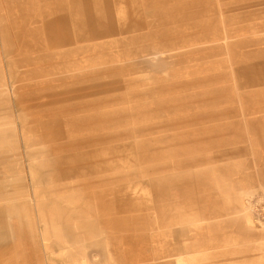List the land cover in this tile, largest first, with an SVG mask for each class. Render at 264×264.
<instances>
[{"label":"rangeland","instance_id":"1","mask_svg":"<svg viewBox=\"0 0 264 264\" xmlns=\"http://www.w3.org/2000/svg\"><path fill=\"white\" fill-rule=\"evenodd\" d=\"M22 1H0V60L15 73H5V82L0 77V237H6L0 264H47L25 171V137L16 125L18 118L29 121L37 105L72 119L96 108L99 137L116 138L120 185L133 181L137 205V226L123 220V234L171 237L162 241L172 247L156 257L160 250L151 247L158 241L145 240L149 258L139 264L264 257V226L248 206L257 193L264 200V0H126L119 16L154 20L131 33L138 39L124 34L111 45L118 36L109 35L43 52L10 39L33 30L35 18L24 15ZM75 2L87 9V0ZM93 43L97 49L85 51ZM64 49L74 53L71 68L47 69L59 60L41 59L43 53ZM54 77L58 88L49 90ZM31 91L42 98L19 97ZM175 176L184 185L179 206L168 198ZM233 227L250 236L248 245L234 248L240 239L226 232Z\"/></svg>","mask_w":264,"mask_h":264},{"label":"crops","instance_id":"2","mask_svg":"<svg viewBox=\"0 0 264 264\" xmlns=\"http://www.w3.org/2000/svg\"><path fill=\"white\" fill-rule=\"evenodd\" d=\"M29 32L32 39H42L36 36V31ZM23 33L25 32L13 33L15 37L10 39L22 40L20 35ZM6 35L8 37L9 34ZM9 69L7 66L6 74L11 78L14 70L11 69L10 72ZM31 94L19 97L42 98L33 95L32 91ZM12 99L13 97L4 98ZM40 107L42 106H35L34 115L27 118L30 123L17 116L16 125L25 137L24 157H29L25 171L30 177L32 205L34 215L39 217L47 264H139L149 258V252L146 253L145 249L149 251L150 243L144 242L151 238L158 241L151 250H160L151 256L156 257L171 248V241H162L171 240L170 236L150 238L146 234L131 231L123 234V220L125 226L129 225L130 228L138 223L137 205L134 197L130 196L135 186L133 181L131 184L120 185L122 176L118 170L116 138L99 137L98 114L92 112L96 108L85 111L90 113L81 111L72 119L67 115L61 116V113L57 117L50 110ZM56 129L59 130L60 137L53 135ZM34 135L37 139H34ZM129 176L133 180V175ZM129 176L127 175L126 180ZM126 180L123 176V181ZM169 185V201L175 200L179 206V202L183 203L184 185L178 176L169 180ZM126 192L129 195L124 199L121 193ZM183 207L184 204L178 210L182 219ZM41 214L47 218L42 219ZM176 232L178 235L174 236V240L176 237L181 238L180 230ZM226 232L227 235L240 239V244H234L235 249L250 242V236L244 231H238L236 227ZM244 255L240 259H230L227 263L264 264V257Z\"/></svg>","mask_w":264,"mask_h":264},{"label":"bare ground","instance_id":"3","mask_svg":"<svg viewBox=\"0 0 264 264\" xmlns=\"http://www.w3.org/2000/svg\"><path fill=\"white\" fill-rule=\"evenodd\" d=\"M10 1L13 3H18L22 0ZM57 1L58 4H53ZM87 3V9L84 10L83 8H76L75 0H23L20 4V7H22V12L24 15L27 13L33 15L35 21L29 23L30 26H33V30L26 29L25 33L20 35L22 36V40L20 42L21 48L28 50L29 52H43L53 47H68L72 45L74 40L88 42L90 40L93 41L95 38L109 35L118 36L117 38L115 37V41L111 44L113 45L118 41L120 36L122 37V42L124 39V34L138 32L144 27V25L147 24V26L151 27L150 25L154 23V20L143 22L141 19L134 20L130 17L119 16V11L121 7L125 5L126 0H87ZM132 3H135V0H132ZM165 29L168 30V28ZM29 31H36V36L43 38L42 42L38 43V41H34L30 37L32 35ZM139 36L140 35L136 36L133 34L126 35V40H136ZM97 46L98 45L94 46V43L92 46L90 44V48L85 49V51L91 53V51L97 49ZM60 51H66L67 53L61 54L62 52H60L59 55H48L46 52L43 53L41 59L56 57L57 60H59L56 64L54 62L49 64V66L47 65V69L58 70L59 64H62L63 67H68L67 69H69L71 68L70 66L75 63L72 58H70V56L74 55V53H70L69 49ZM89 57L91 58V55H89ZM6 68L7 67L4 61L0 60V77L3 78V81L6 79ZM91 74L93 75V78H96V75H94L93 72H91ZM47 84L49 90L58 88V83L55 77L49 80ZM6 97L8 98L9 96ZM55 113L56 112H54V114ZM13 128L15 129V127ZM58 131V129L53 131V135L60 137ZM46 134L47 133H45V135ZM34 139H37L36 135H34ZM23 205L26 207L29 205L31 207V205L27 202H25ZM44 216L41 214L42 219L47 218H44ZM3 235V239H6V237ZM46 235L47 234L45 233L44 236L46 237Z\"/></svg>","mask_w":264,"mask_h":264},{"label":"built area","instance_id":"4","mask_svg":"<svg viewBox=\"0 0 264 264\" xmlns=\"http://www.w3.org/2000/svg\"><path fill=\"white\" fill-rule=\"evenodd\" d=\"M262 198L263 196L258 193L248 198L250 211L260 226H264V200Z\"/></svg>","mask_w":264,"mask_h":264}]
</instances>
